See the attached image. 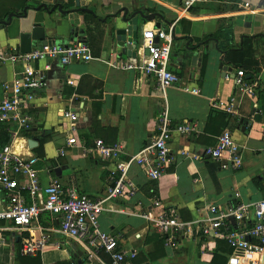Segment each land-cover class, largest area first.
I'll return each instance as SVG.
<instances>
[{"label": "crops", "instance_id": "1", "mask_svg": "<svg viewBox=\"0 0 264 264\" xmlns=\"http://www.w3.org/2000/svg\"><path fill=\"white\" fill-rule=\"evenodd\" d=\"M183 1L80 0L77 7L76 0H0V48L21 50L19 24L14 17L8 24V19L16 11L21 13L24 6H30L40 7L44 16L45 42L65 44L70 39L83 40L93 57L88 63L67 66L51 63L46 72L47 86L37 92L31 111L32 128L21 133L12 144L17 154L38 159L35 168L43 184L56 179L64 187L74 186L90 199L102 196L109 186L108 162L83 156L78 148L65 147L66 122L61 117L64 110L78 114L77 134L82 142L90 144L101 139L106 144L118 145L125 153L123 159L139 152L155 135L156 118L165 107L172 124L186 121L197 125L198 133L191 136L173 134L169 142L172 163L157 180L149 181L137 167H132L128 178L138 186V193L129 200L119 198L109 202V211L98 219L100 230L116 236L120 249L137 252L136 259L129 264L226 262L229 250L223 241H216L209 249L206 247L209 242L194 232L182 238L177 247H165L154 225L140 217L157 212L149 209L152 200H159L165 209L177 211L183 221L193 222L206 215L204 207L209 204L225 206L264 199V66L254 78L256 97H244L237 115L211 107L213 98L226 100L236 94L233 77L238 70L224 59L229 52L240 51L245 38L258 39L256 58L264 65V0H208L182 13ZM43 5L47 9L58 5L61 11L55 8L48 16ZM81 8L93 14L86 13V17L76 12ZM73 11L76 13H70ZM133 18L138 21L137 33L139 28L171 31L169 70L178 82L163 95L152 78L111 65L120 60H141L145 55L139 47L135 51L119 47L120 36L115 31L126 29ZM227 28L230 38L221 33ZM40 44L41 41L32 42L29 48ZM44 65L45 62L40 63L42 68ZM19 71L18 66L0 65V100L4 97L2 84L17 79ZM245 78L250 79L248 75ZM224 131L241 148L242 167L237 171L222 170L220 162L202 157L204 149L213 146L215 138ZM29 140L37 146L30 149ZM40 145L43 158L34 153ZM61 149L65 150L63 157L58 155ZM18 181L24 180L19 177ZM235 192L238 199L233 196ZM3 196L0 192V210L6 205ZM39 226L54 228L58 220L44 213ZM5 233L9 241L4 247L8 250L0 264L110 263L104 252L91 254L87 248L59 235L52 237L54 243L59 242V248L52 244L36 257H23L19 252L16 257L14 246L19 241L13 239L17 235L10 230Z\"/></svg>", "mask_w": 264, "mask_h": 264}, {"label": "built area", "instance_id": "2", "mask_svg": "<svg viewBox=\"0 0 264 264\" xmlns=\"http://www.w3.org/2000/svg\"><path fill=\"white\" fill-rule=\"evenodd\" d=\"M204 2L208 0H184L181 12L186 13L194 5ZM142 40L148 53L141 60H120L111 65L152 78L156 89L163 95L167 88L178 82L176 75L169 70L171 31H144ZM92 60L90 49L83 40L70 39L65 44L46 42L23 51L16 47L0 48V65L20 68L17 79L2 84L4 97L0 100V130L9 136L8 143L0 149V192L6 200L5 207L0 210V221L6 222V226L0 227V260L2 248L6 245L3 234L10 230L17 235L13 240L19 241L23 257H36L52 244L59 248V242L52 241L53 235H59L87 248L91 254L104 252L109 256V264L134 261L137 252L120 249L118 238L102 232L98 219L109 211V202L119 198L129 200L138 193V186L128 178L132 167H137L149 181L157 180L172 163L169 142L173 134L188 137L198 133L194 122L172 124L165 107L156 118L155 135L143 149L123 159L125 153L118 145L106 144L101 139H94L90 144L82 142L77 134L78 114L70 109L64 110L61 117L66 122L65 147L78 148L83 156L108 162L111 165L107 175L109 186L102 196L90 199L74 186L64 187L56 179L43 184L35 168L38 159L17 154L12 144L21 133L32 128L31 111L37 92L47 86L46 72L51 69V63L55 61L67 66ZM41 62H45L43 68ZM233 84L236 94L226 100L213 98V109L237 115L244 97H256L257 83L246 80L243 71H236ZM180 153L185 154L182 150ZM58 155L63 157L65 150H59ZM202 157L220 162L222 170L237 171L242 167L241 148L228 131L218 135L214 145L204 149ZM19 177L24 181L20 183ZM233 196L238 199V192ZM149 209L157 212L154 215L141 214L140 217L154 225L165 247H177L182 238L194 232L209 242L206 246L209 249L218 240L225 243L229 250L225 264H264V199L225 206L209 204L204 207L206 215L193 222L183 221L177 211L163 208L159 200H152ZM44 213L54 216L58 226L50 229L39 226V218ZM24 233L27 236H21Z\"/></svg>", "mask_w": 264, "mask_h": 264}, {"label": "water", "instance_id": "3", "mask_svg": "<svg viewBox=\"0 0 264 264\" xmlns=\"http://www.w3.org/2000/svg\"><path fill=\"white\" fill-rule=\"evenodd\" d=\"M80 4V0H76L75 5L78 7ZM81 6H84V2H81ZM44 9V12L50 16L55 8L61 11L60 6H55L54 8L47 9L44 5L41 6ZM40 11V7H30L24 6L21 10L16 11L12 17H9L8 24L10 23L11 19L14 17L18 24H19V39H20V47L23 51L24 49H28L32 42L41 41L42 43H46L45 39V21L44 16ZM76 12L81 13H89L93 14L91 10L86 8L77 9ZM75 11L70 13H76ZM69 13V14H70ZM144 19L150 21L152 20L149 16H143ZM137 19H132L127 22V28L122 30L115 31L119 37V47L125 48L127 50L135 51L137 47L139 50L144 51V54L147 55V49L143 47V32L142 28H139V32L137 33ZM2 24H5L1 22ZM132 30L134 32H132ZM156 41V40H155ZM28 145L30 149H33L37 146V143L29 140Z\"/></svg>", "mask_w": 264, "mask_h": 264}, {"label": "trees", "instance_id": "4", "mask_svg": "<svg viewBox=\"0 0 264 264\" xmlns=\"http://www.w3.org/2000/svg\"><path fill=\"white\" fill-rule=\"evenodd\" d=\"M89 14V13H88ZM88 14L84 13V15L87 17ZM90 15V14H89ZM221 33L228 38H230V29H222ZM258 39L255 40L254 38L247 37L244 40L243 47L240 51H231L228 54H226V57L224 59V62H227V64L232 65L236 70H241L245 73V75H248L250 77V81H255V76H257L260 73L261 67L264 65L261 64L256 58L258 55ZM232 59H240V61H233ZM9 136L7 134H4L3 132L0 133V148L5 146L8 143ZM34 153L37 157L43 158V150L41 145L34 150ZM0 225H3V222L0 221ZM6 241L8 240V233L3 234ZM160 238V237H159ZM161 239V238H160ZM162 243V239H161ZM17 244L20 246V243L17 242ZM15 244V245H17ZM8 250V247H3L1 251V261L3 260L4 253ZM103 254V253H102ZM109 263V262H108Z\"/></svg>", "mask_w": 264, "mask_h": 264}, {"label": "rangeland", "instance_id": "5", "mask_svg": "<svg viewBox=\"0 0 264 264\" xmlns=\"http://www.w3.org/2000/svg\"><path fill=\"white\" fill-rule=\"evenodd\" d=\"M14 248L16 250V257H18V253L17 252H19V255H20V246L17 244V245L14 246Z\"/></svg>", "mask_w": 264, "mask_h": 264}]
</instances>
